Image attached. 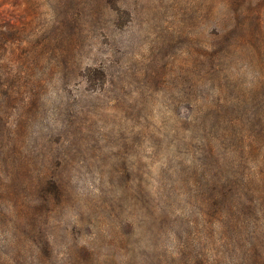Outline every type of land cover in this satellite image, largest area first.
I'll return each mask as SVG.
<instances>
[{
  "label": "rangeland",
  "instance_id": "rangeland-1",
  "mask_svg": "<svg viewBox=\"0 0 264 264\" xmlns=\"http://www.w3.org/2000/svg\"><path fill=\"white\" fill-rule=\"evenodd\" d=\"M250 11L0 0V264H254L233 222L264 172V24L226 33Z\"/></svg>",
  "mask_w": 264,
  "mask_h": 264
},
{
  "label": "trees",
  "instance_id": "trees-1",
  "mask_svg": "<svg viewBox=\"0 0 264 264\" xmlns=\"http://www.w3.org/2000/svg\"><path fill=\"white\" fill-rule=\"evenodd\" d=\"M236 24L231 28H226V33L228 36V43L230 45L235 43L237 36H231V32L239 31L241 34V39L244 41H250L256 37H260L263 31L264 16L260 11H250L242 14H237L232 18V21ZM223 29H225L226 24H222ZM256 27V28H254ZM264 167V162L262 164ZM250 193L251 200L248 206L239 202L235 206V209L238 213V218L240 220L242 214L250 215L251 218L256 219L251 223H234L233 227L238 234L236 236V242L238 246H243L244 254L249 256L252 259L254 264H264V226L262 223V213L264 212V172L260 170L259 175H256L255 178L250 180ZM222 196L226 193H222ZM224 211V210H223ZM244 223V222H243ZM245 225V226H244ZM247 237L249 239L247 240Z\"/></svg>",
  "mask_w": 264,
  "mask_h": 264
}]
</instances>
